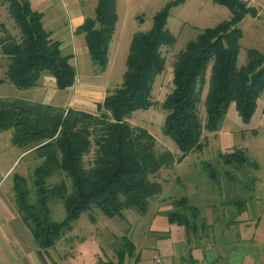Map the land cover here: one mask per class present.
<instances>
[{
	"label": "trees",
	"instance_id": "16d2710c",
	"mask_svg": "<svg viewBox=\"0 0 264 264\" xmlns=\"http://www.w3.org/2000/svg\"><path fill=\"white\" fill-rule=\"evenodd\" d=\"M219 1L232 8L231 19L202 29L175 54L173 89L161 103L166 111L161 132L176 144L181 153L177 157L169 150L156 151L154 136L143 127H133L129 118L135 111L154 104L153 84L166 66L161 49L176 42L166 29V18L178 0L165 5L153 17L150 29L133 34L123 81L97 103L95 113L0 97V133L11 130V143L32 149L39 160L30 182L14 173L12 200L40 256L41 250L54 247L60 235L70 231L74 221L93 208L108 218H123L125 210L146 214L150 199L162 191V184L155 179L160 169L172 167L189 153L203 149V132L219 131L231 104L243 123L251 120L264 92V52L247 49L245 62L238 64L242 37L238 24L246 13L256 16L257 10L236 0ZM5 2L20 32L15 38L0 24L4 32L0 54L8 59L6 80L26 90L36 86L40 75L48 72L58 89L72 86L76 76L72 54H64L60 42L50 38L42 13L34 10L29 0ZM116 21V0H97L94 17H87L76 29L84 34L91 61L99 71L107 67ZM205 87V115L201 119L199 104ZM90 153L93 156L86 166L84 158ZM219 159L237 166L246 161L239 148L220 153ZM55 175L64 179L49 184L48 179ZM208 175L212 183L218 181L215 167L208 165ZM52 199L62 202L61 221L52 219ZM171 205L172 209L165 213L169 223L182 226L188 238L190 233L196 239L208 236L198 234L206 222L186 196L173 199ZM95 219L91 214L90 220ZM135 249L123 235L122 244L114 252L115 260H99L97 264H124L126 258L134 256ZM138 259L139 254H135L136 263ZM183 262L196 264L190 253Z\"/></svg>",
	"mask_w": 264,
	"mask_h": 264
},
{
	"label": "rangeland",
	"instance_id": "374dc122",
	"mask_svg": "<svg viewBox=\"0 0 264 264\" xmlns=\"http://www.w3.org/2000/svg\"><path fill=\"white\" fill-rule=\"evenodd\" d=\"M96 1L53 0L55 6L52 11L56 10L60 20H65L67 9L81 6L90 10V6ZM172 1L176 0H116L117 21L109 43L107 69L100 72L98 66L91 62L86 50L84 54L79 55L78 64L72 61L73 64H77L78 76L92 77L99 82L96 83L94 90L95 100L101 99V95L113 91V86L117 87L121 83L133 34L150 29L153 17ZM248 6L255 8L258 15L246 13L238 24L242 32L237 59L239 65L245 62L247 49L255 48L264 52V0H250ZM232 15V8L219 0H178L177 4L170 7L166 18V29L175 36L176 42L172 46H164L161 49L166 57V66L153 84L154 104L147 110L135 111L129 118L133 127H143L154 136L156 151L169 150L176 157L181 154L176 144L161 132L166 116V111L161 108V102L173 89L171 69L175 54L202 29L226 22ZM0 24H3L15 38H19V29L8 13L5 0H0ZM3 36L4 32L0 28V38ZM7 63L8 59L0 54V96L40 101L41 91L37 88L18 89L6 80ZM209 70L210 66L207 76ZM101 84L108 85L110 88L100 89ZM90 86L87 85L84 88L90 90L92 89ZM55 90V104L70 100L67 89ZM205 93L206 87L201 93L202 100L199 104L201 119L205 115L202 103ZM94 103V100L89 101L83 108L95 113ZM263 112L264 92L259 97L257 108L248 123L241 121L234 104H231L220 130L203 132V149L189 153L172 167L160 169L155 179L162 184L163 189L150 199L146 214H139L135 210H125L123 218H108L96 208H93L91 212H83L74 221L72 229L60 235L54 247L40 251L45 264H97L99 260L100 263L115 260L114 252L122 244L123 235H126L136 248L134 256L126 258L124 264H172L171 254L168 253L171 248L169 240L176 238V232L173 231L165 213L172 209L173 199L183 196L189 199V204L199 209L201 214L199 217L206 222L202 231L198 229V234H212L214 237L216 235L226 246H238L260 256L264 264ZM11 136V130L0 133V214L2 215L1 203L5 194L7 202L5 206H8L16 215L12 200L14 173L25 176L30 182L31 172L39 161L32 149H29L30 152L23 153L15 161L25 148L13 145ZM235 148L243 149L245 162L238 166L235 162L226 165L219 159L220 153L230 152ZM92 156L93 153H90L84 158L86 166L89 165ZM208 165L217 169L218 181L215 183H212L209 178ZM62 179H64L62 176L55 175L48 179V182L54 184ZM49 205L52 219L61 221L64 217L62 202L52 199ZM91 214L95 216V221L90 220ZM14 222L17 224L18 232H24L26 227L20 218L18 217ZM199 222L200 220L196 221L198 228ZM191 237H194L192 233L189 238ZM29 238L33 242L31 234ZM160 242L165 246L163 249L159 245ZM31 246L35 247V244ZM135 254H139L137 263ZM157 259L159 261H156Z\"/></svg>",
	"mask_w": 264,
	"mask_h": 264
},
{
	"label": "crops",
	"instance_id": "0c3cea01",
	"mask_svg": "<svg viewBox=\"0 0 264 264\" xmlns=\"http://www.w3.org/2000/svg\"><path fill=\"white\" fill-rule=\"evenodd\" d=\"M29 2L34 10H37L42 13V23H44L43 26L46 28V30L50 32V38L60 42V47L64 54H72V64V61H76L78 64L79 55L84 54L85 50L88 53V49L85 46L86 43L84 34L76 32V29L79 25L84 22L87 17H94L97 1L92 4V6H90V10L81 6L76 7L74 9H67V19L65 20H60V18L57 16L56 10L55 12L52 11L54 10L53 7L55 6L53 0H29ZM77 64H73L75 70ZM107 67L105 68V70L107 69ZM105 70L100 72H104ZM94 80L95 79H93L92 77L85 78L78 76V74L76 73L74 83L72 84V86L66 88L67 94L70 96V100L62 102L61 104H55V89H58L55 84V79L48 72H43L40 75L36 86L32 87L37 88L41 91V100L32 102H41L44 104H51L58 107L66 106L62 108L71 107L75 109L85 110L83 107L87 106V103L89 101L94 100V107L96 110L97 103H100L108 93L101 95V99L95 100L93 97L95 94L94 90L96 83L99 82ZM121 83L117 87H119ZM87 85H91L90 87H92V89L86 90L84 86ZM99 87L103 90L110 88L108 85L105 84H101ZM113 87L114 89L117 88L116 86ZM79 92H81L80 95ZM25 152H30V150L25 148V151L21 152L19 156L15 159V161ZM5 196L6 194L4 195L1 203L3 215L0 214V264H45L42 255L40 256L39 254L35 241L33 240L32 242L29 238V234H31L30 229L23 224L28 229V231L26 228H24V232H18L17 224H15L14 221H16L19 216L17 212L15 215L8 208V206H5L7 205V202L5 201ZM154 216L155 215H153V217ZM2 220L4 221L2 222ZM171 225L173 231L176 232V238H172V240H169V242H171V248H169L168 253L171 254L170 258L172 260V264H185L183 262V257L186 256L188 253L192 255L196 264H263V261L261 260L260 256L250 251L243 250L238 246H226L222 241L218 239V236L216 237V235L214 237L212 234H209L208 236H204L200 239L191 237V242H189V238L186 236L185 230L182 226H178L177 224ZM31 244H35V247H32ZM159 245L162 249L163 247H165L161 242ZM32 249H34V253L32 252ZM156 261H159V259H157Z\"/></svg>",
	"mask_w": 264,
	"mask_h": 264
},
{
	"label": "built area",
	"instance_id": "2783aa9c",
	"mask_svg": "<svg viewBox=\"0 0 264 264\" xmlns=\"http://www.w3.org/2000/svg\"><path fill=\"white\" fill-rule=\"evenodd\" d=\"M237 2L249 5L250 0H236Z\"/></svg>",
	"mask_w": 264,
	"mask_h": 264
}]
</instances>
